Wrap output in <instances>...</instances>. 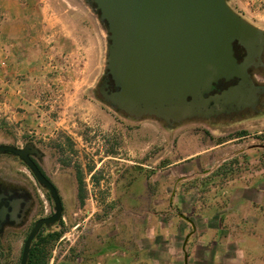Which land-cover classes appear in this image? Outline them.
<instances>
[{
  "label": "crops",
  "instance_id": "1",
  "mask_svg": "<svg viewBox=\"0 0 264 264\" xmlns=\"http://www.w3.org/2000/svg\"><path fill=\"white\" fill-rule=\"evenodd\" d=\"M251 3L264 7V0ZM43 6L45 0H0V128L50 137L58 115L54 70L74 103L70 114H78V101L93 85L91 65L74 62L73 49L63 48L68 34L60 18ZM144 137L133 134L132 148L152 147L151 161L130 159L128 146L125 155H114L111 146L100 161L105 170L90 172L97 177L89 192L96 202L103 194L104 203L72 211L77 238L49 264H256L253 227L264 218V154H255L260 144L226 153L232 140L210 144L181 134L164 144ZM162 147L186 151L161 162ZM226 162L231 170L219 168Z\"/></svg>",
  "mask_w": 264,
  "mask_h": 264
},
{
  "label": "water",
  "instance_id": "2",
  "mask_svg": "<svg viewBox=\"0 0 264 264\" xmlns=\"http://www.w3.org/2000/svg\"><path fill=\"white\" fill-rule=\"evenodd\" d=\"M85 2L106 28L105 74L116 90L108 92V84L103 83L101 96L110 107L137 119L152 115L180 123L256 104L259 88L248 68L264 51V29L237 13L228 0ZM236 44L246 52L241 61L235 54ZM234 77L238 78L235 85L204 96L218 80ZM0 153H10L28 166L54 203L53 214L36 220L23 243L19 264H27L40 229L60 220L62 200L31 159L41 154L33 143L0 144ZM12 213L2 206L0 220ZM23 215L24 211L16 223Z\"/></svg>",
  "mask_w": 264,
  "mask_h": 264
},
{
  "label": "rangeland",
  "instance_id": "3",
  "mask_svg": "<svg viewBox=\"0 0 264 264\" xmlns=\"http://www.w3.org/2000/svg\"><path fill=\"white\" fill-rule=\"evenodd\" d=\"M228 3L246 20L264 29V7L252 5L251 0H228ZM45 4L46 7H44L45 5L43 7L48 10L51 16L55 15L60 18L64 27L63 32L68 34L63 44L66 52L73 49L74 56H71L74 62L86 63L87 68L91 65V83L93 85V88L85 94L87 98L78 101L80 105L78 114H70L68 108L74 103H71L62 93V82L58 81L60 73H57L56 69L53 73H56L55 78H58L55 90L57 91L56 96L59 98L55 99L56 102L53 103L55 105L53 112L58 115L51 136H41L40 133L30 136L14 129L0 128V144L22 147L31 142L40 150L43 157L39 158V162L58 187L63 205L62 218L47 230L58 231L60 235L51 247L47 264L52 258L56 262L57 256L68 250V245L77 238L76 234L79 228H74V226L78 222V216H73L72 211L84 206L98 207L96 204L104 203L105 196L103 194L102 202L99 199L96 202L93 192H89L93 190L95 177H97L96 173L90 175V172L96 166H99L97 171L105 170L104 163L101 164L100 161L104 160L106 155H111V146L114 155L120 153L125 155L127 150L125 151L124 148L128 146L130 151H134L131 153L133 156L129 158L140 163L143 160H152L153 148L147 146L145 150L132 148L134 144L130 141L131 136L136 133L144 134L145 141L150 142L155 139L161 140L164 144L166 142L172 144L173 139L178 138L181 134L190 135L198 140L203 137L210 144L232 140L228 145L234 144L235 146L226 150V153L238 150L239 146L244 147L255 143L264 145V110L260 115L253 116V113L248 112L246 116H239L234 120L193 118L169 125L157 118L132 119L117 112L103 100L97 90L98 82L105 72L108 42L105 26L100 23L97 14L90 9L85 0H45ZM68 39H71L73 43H68ZM53 65L52 63L51 66ZM63 69L66 72L65 66ZM186 143L188 145V142ZM167 147L165 149L162 147L160 150L161 157L165 156L161 162L181 156L186 151L179 147L168 151ZM118 148L121 150L118 151ZM261 148L255 154H264V148ZM215 150L218 149L211 152ZM216 154L213 153L209 156L214 155L215 159L221 156V152L219 155ZM231 165L232 163L226 162L219 168L225 167L231 170ZM131 166L141 168L139 165ZM0 178L22 190L31 182L28 168L18 157L10 153H0ZM33 186L39 190L36 191L39 200L38 207L31 214H24L25 216L23 215L24 217L22 216L18 223L7 227L0 234V264H19L23 243L33 223L53 209L49 198L42 196L44 191L39 185ZM81 187L83 191H80ZM104 208L105 206H102V209ZM253 229L255 236L251 250L256 257L254 263L264 264V218L260 219ZM63 235H65V239L59 241ZM64 242L66 246H64Z\"/></svg>",
  "mask_w": 264,
  "mask_h": 264
},
{
  "label": "flooded vegetation",
  "instance_id": "4",
  "mask_svg": "<svg viewBox=\"0 0 264 264\" xmlns=\"http://www.w3.org/2000/svg\"><path fill=\"white\" fill-rule=\"evenodd\" d=\"M235 54H236L238 60L241 61L244 58V56L246 55V52L242 47H240L239 45L236 44L235 45ZM248 72L250 73L251 79L253 80L254 84L259 88V92L257 93L258 99H257V102L254 106H245L243 108L233 107V109H229L230 110L229 112H220V113H216L215 115L210 116L208 118H197V119L214 120V119H221V118L225 119L226 118V119L234 120L239 116H246L248 114V112L253 113V116H257V115L262 114V112L264 110V51L262 52L260 58L254 59L253 63L248 68ZM237 82H238L237 77L231 78L229 80L220 79L212 85L211 90L208 93H205L204 96L208 97V96L213 95L215 93H219L223 89H226L227 87H229L231 85H235ZM103 83L108 84L105 87V89L108 92L116 90V87L114 86L110 76L108 74H105V72H104L103 76L100 78L98 85H97V90L100 93V95H101V85ZM117 112H120V111L117 110ZM120 113L124 114L125 116H127L129 118L137 119L131 115H128L127 113H125L123 111H121ZM146 117L156 118L152 115H143L140 118H146ZM157 119H159V118H157ZM159 120L163 121L164 123H166L168 125L169 124H175V122L168 123L164 119H159ZM30 157L34 161V163H36V165L41 170V172L55 185V183L50 179L48 173L45 171V169L41 166V164L39 162V158L43 157L42 153L39 156L31 155ZM26 167L28 168L31 182H29L30 185H27V187L24 190H22L20 188L13 187L12 185L4 182L0 178V209L2 206H5L10 212H13L12 215L7 214L6 217L4 218V220H2V221L0 220V234H2L3 231L7 227L16 224V221H15L16 218L19 217L20 215H22L23 211H24L25 215H27V214L29 215V214H31L32 211L35 210L36 207H38L39 200H38L36 191H39V190H38V188L35 189L33 185H36V184L39 185V187L42 189V191H44L43 192L44 194L42 196H47V198H49V200L53 206V209L49 213L43 215L42 217L50 216L54 212V203H53L52 198L49 194V191L39 184L38 180L36 179V177L34 176L32 171L30 170V168L28 166H26ZM56 188L58 190L57 186H56ZM58 192H59V190H58ZM14 212H15V214L17 212L16 216H15ZM42 217H40V218H42ZM34 223H33V225H34ZM33 225H32V227H33ZM42 228H46V227L43 226Z\"/></svg>",
  "mask_w": 264,
  "mask_h": 264
},
{
  "label": "trees",
  "instance_id": "5",
  "mask_svg": "<svg viewBox=\"0 0 264 264\" xmlns=\"http://www.w3.org/2000/svg\"><path fill=\"white\" fill-rule=\"evenodd\" d=\"M80 191H83L82 187ZM59 235L58 231H49L47 228H41L30 246L27 264H47L51 247Z\"/></svg>",
  "mask_w": 264,
  "mask_h": 264
},
{
  "label": "built area",
  "instance_id": "6",
  "mask_svg": "<svg viewBox=\"0 0 264 264\" xmlns=\"http://www.w3.org/2000/svg\"><path fill=\"white\" fill-rule=\"evenodd\" d=\"M77 227H78V224H76V225L74 226V228H77ZM64 239H65V235L61 236L60 239H59V241H62V240H64Z\"/></svg>",
  "mask_w": 264,
  "mask_h": 264
}]
</instances>
